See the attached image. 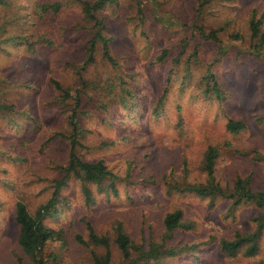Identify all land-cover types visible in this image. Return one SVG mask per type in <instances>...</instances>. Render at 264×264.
I'll return each instance as SVG.
<instances>
[{
    "label": "rangeland",
    "instance_id": "374dc122",
    "mask_svg": "<svg viewBox=\"0 0 264 264\" xmlns=\"http://www.w3.org/2000/svg\"><path fill=\"white\" fill-rule=\"evenodd\" d=\"M86 1L0 0V264H31L18 242L15 205L22 201L34 213L65 176L76 103L63 101L53 80L80 97L84 134L77 152L104 159L119 178H107L102 188L89 185L91 202L80 180L68 179L56 211L45 218L66 229V242L47 247L51 263L92 264L94 254H103L104 247L89 241L92 225L110 237L119 264L113 241L120 223L148 247L163 240V218L177 207L188 227L166 241L185 249L149 264L264 261V228L254 256L231 257L219 248L222 237L256 229L258 208L234 207L226 196L168 192L170 182L205 180L211 145L218 148L215 174L224 189L247 178L264 192V43L259 52L249 29L254 12L264 28V0L108 3L97 15L113 61L100 40L89 58L97 26L84 11ZM202 31H217L219 39ZM230 119L245 128L229 131Z\"/></svg>",
    "mask_w": 264,
    "mask_h": 264
},
{
    "label": "trees",
    "instance_id": "16d2710c",
    "mask_svg": "<svg viewBox=\"0 0 264 264\" xmlns=\"http://www.w3.org/2000/svg\"><path fill=\"white\" fill-rule=\"evenodd\" d=\"M114 1L116 0H91L86 1L84 4V11L95 21V25L97 26L94 37L89 42V58L91 61L94 59L95 45L98 40L104 44L105 58L109 61L114 60L108 47V38H105L102 33V20L97 15L98 11L103 9L108 3ZM132 1L140 2V0ZM262 24L263 20L260 15L258 16L254 12L249 21V29L252 40L258 45L256 46L257 50L260 49L259 52H262L264 43V28ZM202 35L213 40L219 39L217 31H211L210 33L202 31ZM53 83L63 101L72 98L76 103L69 115V122L72 127V133L69 135L71 147L69 159L64 168L65 176L57 181L52 198L40 206L34 213L22 201H18L15 205V220L19 225L18 242L28 256L31 264H53L49 261L51 254L47 253V247L53 242L67 241L66 229L46 224L45 218L56 211L55 203L58 195L60 194V190L68 184L69 178L73 177L80 180L87 202L92 201V191L89 185L97 184L99 188H102L101 185L107 178L110 180L119 178L104 159L88 160L77 152V145L81 144L80 138L84 134L80 130L78 123L77 108L80 104V97L79 95L73 97L71 89L62 86L58 80H53ZM227 128L231 132H239L245 128V123L241 120L230 119ZM217 156L218 148L213 145L209 146L205 152L202 167L205 173V180L202 182L187 180L185 182H170L168 183V192H190L199 194L202 197L226 196L231 200L234 207L242 204H251L258 208L259 214L256 218L257 225L254 231H237L232 237H222L219 240L220 250L228 256L234 257L241 253L248 257L254 256L259 252L260 235L264 228V192L253 190L247 178H238L233 188L229 191L224 189L215 174ZM113 184H115L114 181ZM114 189L116 190V188ZM184 219L185 215L182 208L177 207L168 211L163 218V227L165 228L163 240L161 242L150 241L148 247L140 245L139 242L134 240L131 234L125 230L123 224L120 223L116 229L117 234L113 241L121 253V262L119 264H149L151 261L175 256L179 252H182L185 247L169 245L166 240L172 237V233L175 230L188 227L184 223ZM89 230V241L105 249L103 254H94L92 264H116L113 260L110 237L98 234L92 225H89ZM75 238L83 245L89 244L82 234H77ZM134 250H137V255L134 254ZM20 263L26 264L23 261H20ZM256 264H264V261H259Z\"/></svg>",
    "mask_w": 264,
    "mask_h": 264
}]
</instances>
